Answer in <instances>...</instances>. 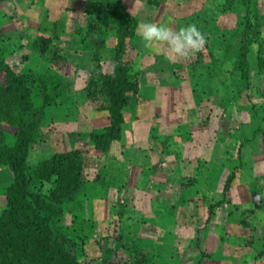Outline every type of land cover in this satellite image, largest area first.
<instances>
[{"label": "rangeland", "instance_id": "rangeland-1", "mask_svg": "<svg viewBox=\"0 0 264 264\" xmlns=\"http://www.w3.org/2000/svg\"><path fill=\"white\" fill-rule=\"evenodd\" d=\"M116 1L0 0L1 57L26 77L37 114L27 157L31 192L41 195L46 186L32 175L38 161L71 150L83 160L82 187L71 200L62 199L61 215L50 219L53 240L82 264L159 263L132 237L134 224L145 234L148 216L140 213L138 223H130L124 182L118 187L108 166L112 158L115 167L147 166L155 146L176 136L188 156L199 153L202 183L219 188L211 189L204 215H213L216 225L228 222L222 236L226 252L247 264H264V0H121L136 27L170 22L178 29L195 23L207 43L194 58L169 62L145 49L135 29L124 61L137 92L122 111L117 140L122 144H112L111 157L94 151L90 135L109 125L108 98L95 83L112 71L119 24L110 12ZM244 42L247 65L240 68ZM166 122L173 125L166 128ZM167 129H173L172 137L165 136ZM0 132L12 146L16 127L0 121ZM159 139L163 142L156 143ZM12 180L11 171L0 165V214ZM193 180L185 175L183 183ZM112 192L122 193V202L111 201ZM202 225L205 220L200 234ZM200 241L199 236L198 247Z\"/></svg>", "mask_w": 264, "mask_h": 264}, {"label": "trees", "instance_id": "trees-1", "mask_svg": "<svg viewBox=\"0 0 264 264\" xmlns=\"http://www.w3.org/2000/svg\"><path fill=\"white\" fill-rule=\"evenodd\" d=\"M110 15L118 22L112 71L100 76L95 85L108 98L109 125L91 134L93 149L107 153L113 141L121 137L123 114L129 96L137 92L124 61L126 42L135 34L136 20L115 2ZM247 43L239 50L240 68L247 65ZM0 121L17 129L16 140L7 146L0 132V165L12 173L6 188V208L0 214V264H82L66 247L53 240L51 218L61 215L62 199L71 200L83 184V160L79 151H66L38 161L32 170L40 183H54L49 198L31 192L33 177L27 167L29 145L37 128V114L32 104V89L23 75L16 74L0 52Z\"/></svg>", "mask_w": 264, "mask_h": 264}, {"label": "crops", "instance_id": "crops-1", "mask_svg": "<svg viewBox=\"0 0 264 264\" xmlns=\"http://www.w3.org/2000/svg\"><path fill=\"white\" fill-rule=\"evenodd\" d=\"M169 124L173 125L172 122H166L163 125L169 128ZM172 131L173 129L164 131L166 132L165 136H168V133ZM114 142L122 144L113 141L108 151L110 156L114 151L111 149ZM158 142H163V140H156V143ZM167 142L164 145L155 146L156 151L150 153V164L147 166L135 163L132 167L125 163L115 167V163H113L115 158L110 160L111 166H108L113 168L110 171L117 178L118 187H125L124 195L112 192L110 200L120 203L122 201L119 199L122 195L127 198L124 214L131 218L130 223H138L136 222L138 221L137 215L140 213L148 216L145 223L149 227L147 231L144 230L145 234L137 230L136 224L133 225V228L137 232L132 230V237H135L137 244L145 249L142 253L153 254L155 259L159 260V263L157 261L156 264H247L248 262L241 261L237 256H234L231 250L226 252L222 245V236L224 233L226 234L224 228L228 222L222 221L216 225L213 215L211 218L205 219V207L212 199L211 189L213 188L217 192L219 188L215 187L213 183H208L211 184L208 186L206 183H202L205 178L203 176L205 170L200 167L199 153L194 151L195 155L188 156L179 137L175 136L172 138V142ZM123 154L120 152L119 156ZM190 156L193 157L192 161L188 160L191 159ZM192 170L193 173H191ZM185 175L194 178L191 184L183 183ZM122 177L123 181L120 180ZM122 182H124L123 186H121ZM111 201L107 203L110 204ZM112 206L111 203V210H113ZM143 206H145L144 209L141 208ZM119 208L121 210V207ZM204 220L206 226L202 225L200 234L199 226ZM233 228L236 232L237 228ZM199 236L203 238V242L200 241L198 247ZM262 242H264V237ZM203 252L208 256L200 258Z\"/></svg>", "mask_w": 264, "mask_h": 264}, {"label": "clouds", "instance_id": "clouds-1", "mask_svg": "<svg viewBox=\"0 0 264 264\" xmlns=\"http://www.w3.org/2000/svg\"><path fill=\"white\" fill-rule=\"evenodd\" d=\"M136 35L145 49L162 54L169 62L190 60L204 51L207 43L205 35L195 23L176 29L170 26V22H140ZM53 188V184L46 183L41 195H49ZM260 199L264 200V197Z\"/></svg>", "mask_w": 264, "mask_h": 264}]
</instances>
